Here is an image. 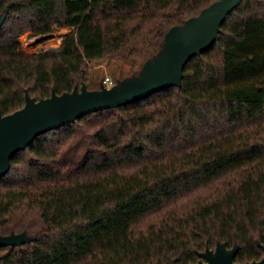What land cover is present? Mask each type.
Returning <instances> with one entry per match:
<instances>
[{
	"label": "trees",
	"instance_id": "16d2710c",
	"mask_svg": "<svg viewBox=\"0 0 264 264\" xmlns=\"http://www.w3.org/2000/svg\"><path fill=\"white\" fill-rule=\"evenodd\" d=\"M217 0H0V111L99 89L92 62L138 76L175 25ZM69 28L24 50L26 30ZM97 84L92 87L91 85ZM118 83V82H117ZM116 83V84H117ZM99 124L89 134L82 122ZM0 264H197L218 243L235 262L264 255V0H242L182 87L106 108L38 135L0 177Z\"/></svg>",
	"mask_w": 264,
	"mask_h": 264
},
{
	"label": "water",
	"instance_id": "95a60500",
	"mask_svg": "<svg viewBox=\"0 0 264 264\" xmlns=\"http://www.w3.org/2000/svg\"><path fill=\"white\" fill-rule=\"evenodd\" d=\"M241 2L217 0L184 24L171 27L165 35L163 48L144 65L141 73L122 79L110 88L101 82L99 89H88L83 83L62 94L53 90L49 97L38 100L26 91V102L22 108L6 115L0 111V177L9 171L13 156L42 133L90 113L146 98L171 86L182 87L188 61L213 46L227 15ZM4 20L5 17L0 16V27ZM30 240L25 232L0 235V247ZM237 252L238 246L228 248L218 243L214 250L207 248L201 252L202 259L197 264H241L235 262ZM245 264H264V255Z\"/></svg>",
	"mask_w": 264,
	"mask_h": 264
},
{
	"label": "rangeland",
	"instance_id": "374dc122",
	"mask_svg": "<svg viewBox=\"0 0 264 264\" xmlns=\"http://www.w3.org/2000/svg\"><path fill=\"white\" fill-rule=\"evenodd\" d=\"M70 31L69 28H57L54 32L44 35H35L32 30H26L21 36L20 40L24 50L33 53L41 51L42 49L50 46H59L62 41V35ZM92 74L94 77H98L99 83L109 76L114 81V85L119 82L121 77L120 71H126L129 65L121 61L102 59L98 62H92ZM96 87L97 84L91 85ZM99 119L96 116H91L82 122L86 131L91 134L96 126L99 124Z\"/></svg>",
	"mask_w": 264,
	"mask_h": 264
},
{
	"label": "built area",
	"instance_id": "2783aa9c",
	"mask_svg": "<svg viewBox=\"0 0 264 264\" xmlns=\"http://www.w3.org/2000/svg\"><path fill=\"white\" fill-rule=\"evenodd\" d=\"M102 82H103V84H104L106 87H108V88H110V87H112V86L114 85V81H113V79H111L109 76L105 77V78L102 80Z\"/></svg>",
	"mask_w": 264,
	"mask_h": 264
}]
</instances>
